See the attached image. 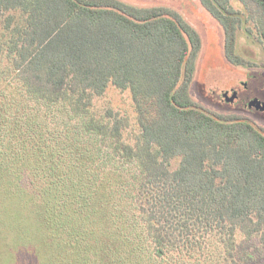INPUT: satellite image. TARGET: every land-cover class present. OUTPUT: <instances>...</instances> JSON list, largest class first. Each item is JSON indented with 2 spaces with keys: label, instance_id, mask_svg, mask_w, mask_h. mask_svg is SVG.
Returning <instances> with one entry per match:
<instances>
[{
  "label": "trees",
  "instance_id": "1",
  "mask_svg": "<svg viewBox=\"0 0 264 264\" xmlns=\"http://www.w3.org/2000/svg\"><path fill=\"white\" fill-rule=\"evenodd\" d=\"M233 1L198 0L252 67ZM202 46L167 5L0 0V264H264V127L192 98Z\"/></svg>",
  "mask_w": 264,
  "mask_h": 264
},
{
  "label": "rangeland",
  "instance_id": "2",
  "mask_svg": "<svg viewBox=\"0 0 264 264\" xmlns=\"http://www.w3.org/2000/svg\"><path fill=\"white\" fill-rule=\"evenodd\" d=\"M135 5H167L177 9L189 21L202 37V50L197 57L194 80L190 85V95L200 105L217 113H241L264 127V111L248 108H235V103L225 102L221 93L231 87L239 88L242 81L248 82L255 95L264 96V20L258 14H248V20L237 32L236 51L255 66L231 64L222 50V29L219 24L200 6L198 0H123ZM238 4L239 2L233 1ZM246 27L250 31L246 30ZM251 73L254 78H249ZM241 88V87H240ZM98 102V101H97ZM100 108L111 107L114 110L128 108L129 99L125 93L110 88L98 102ZM36 222L40 223V212L31 208ZM34 242L42 245L36 237H47V229L35 226ZM264 256V250H263Z\"/></svg>",
  "mask_w": 264,
  "mask_h": 264
},
{
  "label": "flooded vegetation",
  "instance_id": "3",
  "mask_svg": "<svg viewBox=\"0 0 264 264\" xmlns=\"http://www.w3.org/2000/svg\"><path fill=\"white\" fill-rule=\"evenodd\" d=\"M248 77L251 79L254 78V76L249 73ZM241 88H234L231 87L230 90H223V92L221 93V95L223 96V99L225 100V102H229V103H235V108H248V109H254V107H248V103L257 98L260 101L264 102V96H257L255 95V93H253V90L249 89L248 86V82L246 81H242L241 82ZM230 97H233L232 100L228 99Z\"/></svg>",
  "mask_w": 264,
  "mask_h": 264
},
{
  "label": "water",
  "instance_id": "4",
  "mask_svg": "<svg viewBox=\"0 0 264 264\" xmlns=\"http://www.w3.org/2000/svg\"><path fill=\"white\" fill-rule=\"evenodd\" d=\"M228 99L232 100L233 97H230ZM248 107H254L256 110L264 111V102L255 98L248 103Z\"/></svg>",
  "mask_w": 264,
  "mask_h": 264
}]
</instances>
